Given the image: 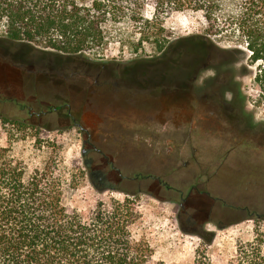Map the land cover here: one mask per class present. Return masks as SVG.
Returning a JSON list of instances; mask_svg holds the SVG:
<instances>
[{"label": "rangeland", "instance_id": "rangeland-1", "mask_svg": "<svg viewBox=\"0 0 264 264\" xmlns=\"http://www.w3.org/2000/svg\"><path fill=\"white\" fill-rule=\"evenodd\" d=\"M238 15L236 8L223 9L212 26L202 12L171 14L164 21L170 41L165 57L176 58L165 67L157 48L143 45L134 52V46L114 39L88 50L90 61L43 57L37 51L28 55L27 47L12 44L0 48V147L24 160L30 171L59 159L66 203L86 216L100 202L110 208L114 201L137 200L141 216L132 233L150 245V264H195L204 252L211 264H229L239 243L264 240V62L251 57ZM199 55L208 64L203 79L213 77L215 68L228 82L221 87L233 106L227 116L197 110L189 89L161 82L188 76ZM102 63L114 74L134 71L132 85L112 79L106 86L130 91L115 98L90 94L38 117L35 103L41 94L53 92L56 105L70 98L54 84L68 83L70 75L59 74L87 65L97 71ZM89 83L66 88L77 94L99 88L93 79ZM69 111L83 124L96 119L98 124L87 129L118 158L123 175L111 176L117 190L92 183L81 155L85 134ZM135 174L137 180L128 179ZM221 211L231 213L229 224L220 220Z\"/></svg>", "mask_w": 264, "mask_h": 264}, {"label": "trees", "instance_id": "trees-1", "mask_svg": "<svg viewBox=\"0 0 264 264\" xmlns=\"http://www.w3.org/2000/svg\"><path fill=\"white\" fill-rule=\"evenodd\" d=\"M232 7L251 57L264 62V0H0V48L89 60L88 50L114 39L134 52L151 45L161 55L170 44L164 21L171 14L202 12L215 26L217 13ZM9 150L0 147V264L151 263L150 245L132 233L141 216L137 200L110 208L100 202L86 216L66 203L59 159L30 171ZM263 245V239L239 243L229 264H264ZM195 264L211 263L204 252Z\"/></svg>", "mask_w": 264, "mask_h": 264}, {"label": "flooded vegetation", "instance_id": "flooded-vegetation-1", "mask_svg": "<svg viewBox=\"0 0 264 264\" xmlns=\"http://www.w3.org/2000/svg\"><path fill=\"white\" fill-rule=\"evenodd\" d=\"M168 48V47H167ZM165 52L162 57V66L165 67V65L168 62H172L174 58H167L165 57ZM205 52L204 49L200 50V53ZM200 55L195 58L197 59L192 65L189 66V74L186 77H182L180 79L174 80V78H166L165 80H160L163 85L169 84V85H179L182 86L183 89L187 88L189 89L188 95H194L195 97L192 98L194 105L197 107V110L206 111V112H212L215 113V115H222L224 113L225 116H227L228 111L233 110V106L231 103L228 102L226 99L224 92H221V87L224 85H227L228 82H223L219 78V73H217V70L214 68L213 77H210L209 79H203L202 78V70L207 69V63L206 60H201L199 58ZM103 65H99L97 68V71H95V68H92L90 65H87L86 67H83L82 70L73 69L74 71H70L69 74L67 73H61L59 75L64 74L65 76H69V78H65L68 80V83H56L54 81V84L56 87H59L63 93H66L70 98H65L63 100L64 104L56 105L55 101L52 97H54V94L51 92L41 94L43 95V98L40 97V99L35 103V105L38 107L36 110L38 111L37 115L38 117H48L50 113L60 111L61 109L70 107L72 104H75V100L77 101L80 98H85L90 94H94V96H102L104 94L109 95L110 98L117 97V94L119 91H130L131 88H107L106 86H109L112 82V79H119L121 80V83L123 82L124 85H132V75L135 74L134 71H125L123 73H113L110 71H106V67L104 63ZM133 68V66H131ZM162 67V68H164ZM105 69V70H104ZM165 69V68H164ZM34 73H29V75H33ZM37 74V73H36ZM51 75L57 74V73H49ZM139 74V73H138ZM58 75V74H57ZM218 75V76H217ZM93 79V82L98 85L99 88H92L87 87L82 90L81 94L75 93L73 90L71 93H69L68 88L66 86L68 84L70 85H77L82 84L86 86H91L90 83H88V80ZM50 80V79H49ZM76 81V82H73ZM160 83V82H159ZM117 83H114L116 85ZM158 85V84H157ZM219 85V86H218ZM219 87L220 89H216V87ZM45 97L48 98L49 103H46ZM51 101V102H50ZM31 110H34V108L31 107ZM67 116L71 121L75 123L76 126L80 127L85 134L82 140V146H81V155L84 161V164L86 166V169L88 170L89 176L91 178L92 183L94 186L100 190H117V186L112 183L111 176L116 175L118 173L120 176L123 175L121 173L122 169L121 167L116 165V161L118 160L117 157H115L114 154H111V151L106 148L104 145L99 143L93 135L90 133V131L87 129V127L91 124V126H95V123H92L90 120L88 122L90 124H83L79 122L72 114L71 111L67 113ZM46 119V118H45ZM93 154L97 155L96 157L93 156ZM103 160V166H99L97 163L100 160ZM127 170L131 171V167L127 168ZM129 171V172H130ZM140 176L139 174H135L132 178L128 177L129 180H137ZM182 206V205H181ZM220 220L222 222H225L224 224L227 225L230 223L228 219L230 218L231 213L229 214L228 211H221L218 213Z\"/></svg>", "mask_w": 264, "mask_h": 264}]
</instances>
